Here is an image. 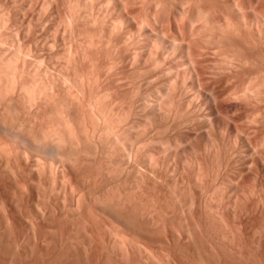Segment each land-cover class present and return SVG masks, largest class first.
Here are the masks:
<instances>
[{
    "label": "bare ground",
    "instance_id": "1",
    "mask_svg": "<svg viewBox=\"0 0 264 264\" xmlns=\"http://www.w3.org/2000/svg\"><path fill=\"white\" fill-rule=\"evenodd\" d=\"M26 1L30 2V0H26ZM52 1L53 0H46V4L50 7L52 5ZM261 1L262 0H65V6L67 9L66 11H68V15L66 17V22H65L66 24L64 22L62 23L60 20H59V24H58L59 28L61 27L60 29H62V32L65 31L67 29V27H68V29L71 28L72 26H70V25H72L73 23L78 25L77 22L85 24V26L87 25L88 27L90 26L92 29H90L89 32L94 30V35H95V33H97L98 41L97 40L96 41L107 45L105 47L106 48L108 47V48L105 49L104 52L106 53L108 50V53L111 54L112 58H111L110 62L106 59L109 63L107 65H105L103 72L96 70L97 71L96 74H98V72H101L102 74L98 75V77L100 76V78H98V80L96 78V83H98V88H97V92H96L97 94L94 93L95 95L93 93L92 94L88 93V96L84 97L85 95H83V93H81V90H79L78 87L74 86L75 90H72L73 88H71V87H70L71 90L69 89V87H65V86H68V85H65L66 84L65 82H67V81H64L67 77L65 79H63V81L61 80L62 85L59 84V85H61L59 88H61L60 90L66 94V99L62 100V103L64 101V106L63 105H62L63 107L61 106V109L64 108L63 109L64 110V113H63L64 116H61V117L59 116L60 120L56 119L57 120L56 123L54 122L56 124V126L54 127V125H53V127H51L52 129H48V128H47L48 130H43V128H42V130L38 129L40 131H38L36 134H31L28 136L24 135L23 133L20 132L19 128L17 127L18 124H16L17 118L15 116L10 115L11 117H8L7 115H5V117H4L5 108L6 107L9 108V106H10V104H9V106H6V104L9 102V100H7V98H6L7 97L6 94H9V92H10V94L15 92L16 98L19 99V96H21V93L23 92L22 86L24 84H22V85H20L21 83L19 84V82H20L19 78L21 79V77H22L20 75V72L18 74V72H15V70H14L15 68H13L14 72L12 73V76H10V74L8 76V78L11 77V78H9L10 80L7 82L8 86L6 87L4 85L5 86L4 88H2L3 86L2 87L0 86L1 87L0 89H4V91H3L4 94H0V135H2V136H0V137H2V145L0 144V201L1 200L2 201L9 200L10 201L9 204L11 203V207H12V208H10L9 218L5 217V215L3 214V216L5 217L4 221H6V222H8V221L9 222H19V224L22 222H26V224L27 223L33 224L37 220H41V221L46 220V219L49 220L48 218H46V215L43 214L44 213L43 208H42L43 205L40 206L41 204H39V201H38L39 195L38 194H35V195L32 194L30 188H28L29 187L28 181L31 179L30 178L31 176H33V175H37V176L39 175L40 176L41 173L45 172V170H44L45 167H43V165L45 166V164H44L45 162L43 163V160H45L47 157H49V162H47L48 166L47 165L46 166L49 167L50 172L51 171L54 172L55 170H57V168H60L58 166V164H60L62 166V164H64V162H69V163L72 162V164H73V162L78 161L77 164H79V161H80V162L86 163V167L88 164H90V168H91V164H96V163L100 164V162H104V164L106 165L107 161H108V162H110V163H108V167L111 165L114 166V164H115V166H114L115 169L114 170L112 169L113 172H111L112 170L109 171L111 173V175L114 178L116 177V176H114L115 174L118 175L119 177H123L122 181L124 178L125 179L126 178H133V179H135V181H133V182H136V181H139V178L144 179V178L149 177V179L151 178L152 180L155 181L156 178H158L157 180H159L160 177H162V178L163 177L164 178L165 177L166 178H168V177L169 178L180 177V179H181L183 176H188V178L191 180L190 181L191 183L190 182H188V183L198 185L197 187L200 186L199 189L201 187L204 188L203 189L204 191L202 190L203 192H205V189L208 188V187H206V185L208 186V183H207L208 179L211 178L209 180L210 181L209 185L211 187H212L211 183L213 182L211 180L214 179V182L218 181L217 180L218 178H213L214 176L211 177L212 175H215V173H216V177H218V176L223 177V175H219L220 173L225 174V175L231 174L232 176H234V180H238L235 178L240 177V175L243 173V172H241V171H243V169H242L243 165L241 162L242 158H244L243 156H248L249 158H252L251 162L253 164H255V163L252 160L253 159L256 160L258 158L260 160V163L262 164L263 160H264V156H263L264 155V144H262L264 142V4L262 6L258 5V4H260ZM31 3H33V2H31ZM58 6L59 5H57V7ZM56 10H57V8H56ZM261 10L263 11V13ZM57 16H58V14H57ZM23 18H24V15H23ZM3 21L4 20L2 19V22ZM75 24H73V25L75 26ZM58 26H56V27H58ZM85 26H82V27H85ZM77 27H79V26H77ZM73 28L74 27L69 29L68 32H70V30H71V33H72ZM75 28H76V26H75ZM85 28H87V27H85ZM58 30L59 29L57 28L56 32H58ZM74 30H76V29H74ZM95 30H96V32H95ZM83 32H85V31H83ZM87 33H88V31H87ZM87 33H86V35H87ZM89 34L91 35V33H88V35ZM55 35H56V33H55ZM83 35H85V34H83ZM94 35H92V36H94ZM87 36H86V38H87ZM72 37H74L72 39H73L74 43H76L74 39H78L79 37L75 38L74 34ZM89 37H91V36H88V39L83 37L84 40L85 39L87 40V43H85V45L88 44L89 39H90V43L93 40L95 41V37H91L93 39H91ZM62 38H63V36H62ZM54 39H55V37L53 38V40ZM96 39H97V37H96ZM67 40L69 41V39H67ZM95 42L94 43L92 42L91 45L89 43L88 46L90 45L89 47H92V45L95 44ZM64 44L65 43H63V45ZM99 45L100 44L98 43V45L96 47H99ZM47 46L50 49V46L52 47V44L47 45ZM93 46H95V45H93ZM96 47L94 48L95 50H96ZM43 49H44V47H43ZM51 49H53V47ZM71 49H72V47H71ZM100 49H102L101 45H100ZM26 50H27V48H26ZM68 50L71 51L70 53H72L74 51V50L72 51L70 49H68ZM95 50H93V51H95ZM97 50H99V49L97 48ZM97 50H96V52H97ZM18 51H20V49H18ZM29 51H30V49H29ZM77 51H78V49L75 50V53L73 52V54L70 55L72 57L73 61L74 60L76 61V59H74L73 57H75L74 54H76V56L78 55L76 53ZM68 52H66V53H68ZM16 53H17V51H16ZM100 53L103 55L102 52H100ZM95 55H97V54H95ZM107 55L108 54L106 53L105 56H107ZM23 56L25 58H27L25 55H23ZM70 56L68 54V57H70ZM50 57H51L50 60H52V61H50L52 63L49 64L50 69L54 73L59 72L61 75V71H64L61 69H63L65 66L66 67L68 66L67 65L68 64L67 61H69V60H67L68 58L66 59L67 61L64 59L67 62V64H64L65 66L62 65L63 66V68H62L61 64H63L62 61H64L63 59H62V61L60 60V58H62V56L61 57L59 56L60 58H58L57 56H53V55ZM95 58H97V56H95L94 59ZM107 58H109V56ZM98 59L101 60L102 57H100ZM98 59H97V62H98ZM8 60H10V57ZM77 60L80 61V58H77ZM75 61L73 64H75ZM95 61H96V59H95ZM8 62H10V61H8ZM23 62L24 61H22V66L24 65ZM66 62H64V63H66ZM97 62H96V64H98ZM15 63L17 64V62H15ZM4 64H5V62H4ZM73 64H72V66H73ZM75 65L78 66L77 61H76ZM101 65L102 64H100L99 67ZM32 66H34V64ZM76 66H74V68ZM66 67H65V69H67ZM79 67H81V65ZM95 68H97V67H95ZM75 69H73V71ZM98 69H101V68H98ZM45 70L46 69H44V71ZM10 72H12V71H9V73ZM75 72H73V73H75V74L80 73L78 71H75ZM81 73H82V71H81ZM2 74H3V72H2ZM38 74H40V73H38ZM19 75L21 77H19ZM5 78H6V76H5ZM38 78L40 79L39 76H38ZM49 78H50V81H52V83L50 81H49V83H47V81H46L47 85L42 86V89L37 90L39 92L36 93L32 97L30 95H32L33 92L29 95V98H28L25 93H27L26 91L29 89L28 88H27V90L25 89L26 91H24L25 92L24 94L29 99V100H27L28 101L27 103H30L33 100V98H35V97H37V99H38V97L41 94L42 95L45 94L48 99L51 96L54 97L53 92L55 90H53V86H55V85H54L53 80H51L52 77H49ZM60 78H58V81H60L59 80ZM80 78L82 79V77H80ZM80 78L78 75L77 80ZM85 79H87V78H85ZM55 81H57V79ZM79 81L81 83V80H79ZM102 81H105V82L103 84H100V83H102ZM106 81H108V83L113 85L116 89L126 88L127 91L132 93L131 94L132 98L130 97V95H128L130 97V100L132 99V101L130 103L132 108L129 107L128 105H127V107L131 108L137 114H139L141 116L140 117L138 115L140 118H143L144 120H146L145 121L146 126L145 125L144 126L146 127L147 130L144 129L145 127L140 128L138 126L141 129L140 134L142 136V139L139 140L138 143H135V142L133 143L132 141L127 142L128 140L126 139L127 141H125V139H124L125 137L121 133H119L120 131L118 132L119 134L116 132L117 131L116 130V127H117L116 123L121 122V121L116 119L118 121L117 122L114 118H111L112 117V111H113L112 109L114 108L113 107L111 109V107H112V105H115V104H112V101L115 103L119 98H117V100L115 99L116 101L112 100V101H110V103L108 102V104L105 105L107 107L103 106V104H102L103 101L100 98L102 97L101 94L106 92V88L103 89V87L102 86L100 87V85H104L106 83ZM4 84H6V83H4ZM31 85H30V87H31ZM94 86H95V84H94ZM24 87H26V86H24ZM33 87H34V85H33ZM114 87H113V89H114ZM95 88L96 87H94L93 91L95 90ZM108 88H109V85H107V90L110 89V88L109 89ZM57 89H56V91H57ZM116 89H114V90H116ZM31 91H34V90H31ZM28 92H30V91H28ZM100 92H102V93H100ZM112 92H111V94H113ZM99 93L101 96L98 95ZM125 94H127V93H125ZM119 95H122V94H119ZM22 96H23V94H22ZM103 96H104V94H103ZM115 96H117V95H115ZM9 97H12V95ZM112 97H113V95L111 96V99H112ZM12 98H14V97H12ZM121 98H124V97L120 96V99ZM9 99H11V98H9ZM42 99L44 100V98H42ZM124 99H126V97ZM22 100H23V98H22ZM6 101H8V102H6ZM119 101H117V102H119ZM126 102H127V100H126ZM128 102H129V99H128ZM121 103H123V102L121 101ZM110 104H112V105H110ZM77 105H82V106H77ZM12 106H14V105H12ZM78 108H81V111H79ZM132 110L129 109L128 112H130ZM7 111H5V112L7 113ZM51 111H53V109ZM13 112H15V110ZM15 113L17 114V112H15ZM131 114H132V112H131ZM18 116H19V114H18ZM135 116H137V115H135ZM112 119H114V120H112ZM147 120H149V122H151V124L149 123L151 128L154 125L153 129H148L150 127H149V125H147L148 124ZM93 121L95 122L94 126L92 125ZM114 122H116V123H114ZM28 127H30V126H28ZM47 127H49V126H47ZM260 135H263L261 137V138H263V141L261 143V140H259V143L257 144L256 141H257V139H259L258 136H260ZM126 136H128V135H126ZM255 138H257L256 140H254L256 143L255 142L252 143L253 142L252 140ZM134 140H136V139H134ZM0 142H1V140H0ZM183 142H185V146H184L185 148H181V149L178 148L179 144H180L179 146L183 147V145H184V144H182ZM116 144L117 145L120 144L119 146H122V150H123L120 154L118 153V155L116 154L117 149L113 150L111 148L113 145L115 146L114 148H116ZM220 146H222L221 149L224 148L223 154H222V152L219 153V154L223 155L222 162L219 165L218 163L215 164V162L212 161L214 163L213 165H217V164L219 165L218 166L220 168V169L218 168L219 171L216 172L217 166L216 167L214 166L215 168H213V169H208L209 167L205 168V166L202 167V165H203L201 163L202 160L201 161L198 160L199 158L197 156L199 154L201 156L203 153L204 159L209 160L213 156L217 160L216 157L218 155L215 156V154L217 153L216 152L217 149L219 151ZM141 149H143L144 151H142ZM111 150L114 151L116 154V155H113V156H116L115 159L112 156L113 152ZM118 151H119V149H118ZM176 156H177V158H175ZM248 157H247V159H248ZM175 159L177 161H175ZM205 161L206 160H204V163H205ZM212 162H211V165H212ZM252 163H250L249 165H252ZM109 164H111V165H109ZM205 164L208 165L207 162ZM83 165H85V164H83ZM241 166H242V168H241ZM47 167H46V169L48 170ZM250 169H251V167H250ZM250 169L247 171L251 172L252 169L251 170ZM95 170L99 174V170H97V169H95ZM247 171L245 173H248ZM84 172L85 171H83V173ZM101 172L102 171H100V173ZM218 172H220V173H218ZM245 173H243V174H245ZM103 174H105V173H103ZM81 175L84 176L86 174H84V175L81 174ZM101 175H102V173H101ZM101 175H99V176H101ZM86 176H84V180L86 178V181H87L88 176L87 177ZM96 176H95V178H96ZM108 176H110V175H108ZM208 176H210V178L205 179V177H208ZM243 176H241L240 179H242ZM119 177H116V179H118ZM222 177H221V179H222ZM226 177L228 180L227 175H226ZM27 178H29V180ZM81 178H83V177H81ZM88 178H90V177H88ZM103 178L104 177H102V179ZM153 178H155V179H153ZM203 178L207 181L206 185H204L205 181H202ZM104 179H106V178H104ZM136 179H138V180H136ZM151 179H150V181H152ZM229 179H230V177H229ZM31 180H33V179H31ZM144 180L146 181V179H144ZM182 180H183V178H182ZM76 181H79V180H76ZM82 181H83V179H82ZM91 181H93V178ZM94 181L96 182L97 180L95 179ZM100 181H101V179H100ZM118 181L120 182L121 180L118 179ZM125 181L127 182L128 180H125ZM154 181H152V182H154ZM161 181H163V179ZM80 182H81V180H80ZM95 182H93L92 185L91 184L90 185L93 186V184ZM148 182H149V180L147 181V184H148ZM156 182H154V183H156ZM201 182H204L201 185H204L205 187L200 185ZM34 183H36V182H34ZM104 183H105V181H104ZM106 183H107V181H106ZM122 183H124V182H122ZM142 183H145V182H141L139 184H142ZM165 183H167V182H165ZM73 184H72V186H73V188H75V186H74L75 184L74 185ZM99 184L102 185L103 182L97 183V185H99ZM107 184H109V183H107ZM184 184H185V182H184ZM35 185L37 186V184H35ZM51 185H52V183H51ZM79 185H81V184L79 183ZM90 185H89V187H91ZM94 185H96V183ZM135 185H136V183H135ZM34 186H33V188H34ZM72 186H70V187L72 188ZM129 186H130V184H129ZM137 186H140V185H137ZM214 186H215V183H214ZM25 187H26V191H24V192H27V193L25 196H23V192H22L23 190L22 189L24 188V190H25ZM94 187H97V186H94ZM102 187H103V185L100 186L99 188L103 189ZM106 187H104L103 190L110 189V188H108L107 185H106ZM216 187H217V185H216ZM138 188L139 187H137V189ZM188 188H189V186H188ZM78 189L79 188H77V191H78ZM83 189H85L84 191H86L85 186H84V188H82V190ZM90 189H92V192H93L95 188H90ZM88 190H89V188L87 189V191ZM103 190H99V191H103ZM208 190H210V189H208ZM236 190H238V189H235V192H236ZM97 191H98V189H97ZM200 191H201V189H200ZM202 191L200 194L203 193ZM69 192L72 195L73 191L70 190ZM76 192L74 191V194H76ZM207 192L208 191L206 190L205 193H207ZM87 193L85 196L88 195ZM93 193H95V192H93ZM93 193L90 196V198L88 199L89 203H91V205H92V207L89 205V209L95 208V210H96L95 213L97 212V215L100 216V219H98V220L101 223L103 222V223H108V224L113 225V224H121L126 220V216L124 217L125 213H122L121 206L123 208H126V209L128 207L123 206L125 204L122 203L123 204L122 205L121 202L118 201L119 196H121L119 200L122 199V195H118V194H120V192H116V194H117L116 195L114 192L108 191V192H106L107 194L105 195L104 191H103V192H101V194L103 193L102 194L103 196L102 195L97 196L96 194H93ZM79 196H80L79 193L77 195H72V197H71L72 199L70 201L71 202L70 207L77 208L78 205H82L81 203L79 204V200H80ZM85 196H84V192H83V195L81 198H84ZM115 197H118V198H115ZM208 197H210V196H208ZM229 197H231V196H229ZM233 197H235V196H233ZM114 198L117 199V202ZM47 199H45V200L47 201ZM84 200H86V199H84ZM124 200H126L125 197H124ZM234 200H236V199L234 198ZM237 200H238V198H237ZM29 201H31L32 208H34V210L33 209L30 210V213L33 212V214L32 215L30 214L31 216H28V217H23L22 212L25 213L26 211H29L28 208L31 209V205L29 203H27ZM50 201H51V199H50ZM24 202H26V204ZM80 202H81V200H80ZM219 202H220V200H219ZM48 203H50V202H47V204ZM82 203H83V201H82ZM127 203H129V202H127ZM233 203H234V201H233ZM42 204H45V202ZM54 204H55V202H54ZM84 204H86V206H88L87 200H86V203L84 202ZM119 204L121 206H119ZM82 206H84V205H82ZM118 206L121 208V211H119ZM2 207H3V205H2ZM6 207H9V206H6ZM216 207H218V206H216ZM79 208H80V206H79ZM134 208H136V207H134ZM126 209H123V210L125 211ZM128 209H130V208H128ZM208 209H209V207H208ZM2 210H4V209H2ZM45 210H46V208H45ZM132 210L133 209H131L130 213H133V215L135 216V213ZM14 211H16V213L18 212V214H21V215L19 217H17L14 214ZM126 211H128V210H126ZM84 212H85V210H84ZM169 212H171V211H169ZM73 213H75V212H73ZM27 214L29 215V213H27ZM126 214H127V212H126ZM140 214H142V212ZM205 214H206V212H205ZM144 215L145 214H143L142 217ZM136 216H139V215L137 214ZM217 217H218V215H217ZM136 218H138V217H136ZM136 218H134L135 222H136ZM159 218H161V217H159ZM209 218H211V217H209ZM209 218H206V219H209ZM212 218H214V216ZM149 219H150V217H149ZM98 220H96V221L99 222ZM130 221H129V223H130ZM126 223H128V222H126ZM132 223L133 222H131V224ZM5 224H7V223H5ZM124 224L125 223H123V225ZM193 224H194V222H193ZM36 225H37V223H36ZM133 225H136V224H133ZM215 225H214V227H215ZM137 226H139V225H137ZM141 226H143V225H141ZM198 227H199V223H198ZM30 228H31V226H30ZM1 234H3V233H1ZM4 235L5 234H3V237H4ZM166 235H167V233H166ZM206 235H208V234H206ZM172 236L174 237V234L173 235L171 234V237ZM188 236H189V234H188ZM6 237H7V235H6ZM167 237L168 236H166V238ZM202 237H203V235H202ZM202 237L200 236L199 238L202 239ZM206 237H208V236H206ZM0 239H1V237H0ZM124 239H125V237H124ZM171 239L173 240V238H171ZM1 241H0V243H1ZM5 241H4V243H5ZM199 243H200V240H199ZM5 245H6V243H5ZM42 245H43V243H42ZM9 246L7 245L8 248H9ZM11 247L12 246H10V248ZM13 249H14V247H13ZM3 254H7V252L3 253Z\"/></svg>",
    "mask_w": 264,
    "mask_h": 264
},
{
    "label": "rangeland",
    "instance_id": "2",
    "mask_svg": "<svg viewBox=\"0 0 264 264\" xmlns=\"http://www.w3.org/2000/svg\"><path fill=\"white\" fill-rule=\"evenodd\" d=\"M31 2H33V3H31ZM263 4H264V0H262L260 2V4H258V5L262 6ZM46 5H47L46 0H30V2H28L26 0H0V45H1L0 46V71H1L0 72V77H1L0 78V86L1 87L3 86L2 88H4L5 86L6 87L8 86L7 82L10 80L9 78H11V77L8 78V76H9V74H10V76H12V73L14 72V70H15V72H18V74L20 72V75L22 76L21 77L19 75V77H21V79L19 78V80H20L19 84L20 83H21L20 85L24 84L22 86L23 92L21 93V96H19V99L16 98L15 92H13L11 94L9 92V94H6V96H7L6 98L10 102L9 103L8 101H6V102H8L6 104V106H9V104H10V106H9V108L8 107L5 108L4 117H5V115H7L8 117L15 116L17 118V119L15 118L16 124H18L17 127L19 128L21 133H23L24 135H27V136L31 135V134H36L38 131L42 130V128H43V130L52 129L51 127H53V125H54V127L56 126V124H55L57 121L56 119H59V116L60 117L64 116V114H63L64 108L61 109V106L62 105L64 106V101L62 103V100L66 99V94L60 90L61 88H59L62 85L63 79H65L67 77L64 81H67V82H65L66 83L65 85H68V86L64 85L65 87H69V89L71 87V88H73L72 90H75L74 86H76L79 88V90H81V93H83V95H85L84 97H87L88 93L94 94L97 92L98 83H96V78H97V80H98V78H100V76L98 77V75L102 74L101 72H103L105 65H107L112 58L111 54L108 53V50L106 52L108 55L105 56L106 53L104 52V50L107 49L108 47L106 48L105 46H107V45L100 43V42H97L98 41V35H97V33H95V35H94V30H92L93 32L92 31L89 32V30L92 29L90 26L89 27L87 25L85 26V24H82V23L77 22V21L76 22L78 23V25L73 23V24H75L76 28L73 24L70 25V26L74 27L72 33L74 34L75 38L79 37L78 39H74L76 43H74V41L72 39L74 37H72L73 34L71 33V30H70V32H68L69 29H71L72 27L69 29L67 27V29L62 32V29H60L61 27L59 28L58 24H59V20L62 23L66 22V17L68 15V11H66L67 9L65 6V0H53L52 5L50 7L48 5L47 6ZM57 5H59V6L57 7ZM56 8H57V10H56ZM262 13H263V11H262ZM57 14H58V16H57ZM23 15H24V18H23ZM2 19L4 20L3 21L4 23L2 22ZM56 26H58V27H56ZM77 26H79V27H77ZM82 26H85L87 28L82 27ZM57 28L59 29L58 32H56ZM74 29H76V30H74ZM85 29L88 31V33H91V35L90 34L88 35V33ZM83 31H85V32H83ZM95 32H96V30H95ZM55 33H56V35H55ZM86 33L88 36L95 37V41L97 40L96 42L94 40L92 41L93 43L95 42V44H93L95 46L92 45L93 48L89 47L92 44V42L90 43V39L88 41V44L90 43V45L89 46H88V44L85 45V43H87L86 39H88V36L86 35ZM83 34H85V35H83ZM92 35H94V36H92ZM62 36H63V38H62ZM86 36H87V38H86ZM54 37H55V39L53 40ZM83 37L86 39L84 40ZM91 37H89V38H91ZM96 37H97V39H96ZM67 39H69V41ZM91 39H93V38H91ZM63 43H65V44L63 45ZM98 43L101 45L102 49H100V45H99V47H96L98 45ZM50 44H52V47H53V49H51L52 47L50 46L51 50L47 46ZM43 47H44V49H43ZM71 47H72V49H71ZM95 47H96V50H97V48L99 49V50H97V52L94 49ZM26 48H27V50H26ZM18 49H20V51H18ZM29 49H30V51H29ZM68 49H70L72 51L74 50L73 51L74 53H75V50L78 49V51L76 53L79 56L77 55L78 56L77 57L76 54H74L75 57H73L74 59H76L78 66L75 65L76 64L75 60H74L75 64H73L74 61H73L72 57L70 56L73 54V52L70 53L71 51H69ZM93 50H95V51H93ZM16 51H17V53H16ZM65 51L66 52L69 51V52L66 53ZM82 51L83 52L85 51V52L83 53ZM100 52H102L103 55ZM51 54L53 56H57L58 58H60L62 56V58H60L61 61H62V59L66 60L67 58H68L67 60H69V61L66 60L68 62V64L65 60L62 61L63 64H61V66L64 64H67L68 66L66 67L64 65L67 69H65V67L63 68V66H62L63 69H61V70H64V71H61V75L59 72L54 73L50 69L49 64L52 63V62H50V61H52V60H50L51 59L50 56H52ZM68 54L70 57H68ZM95 54H97V55H95ZM23 55H25L27 58H25ZM95 56H97V58H95L96 61L94 59ZM108 56H109V58H107ZM9 57H10V60H8ZM100 57H102L101 60L98 59ZM77 58H80L81 62L78 61ZM97 59H98V62H97ZM8 61H10V62H8ZM22 61H24L23 66H22ZM4 62H5V64H4ZM15 62H17V64ZM64 62H66V63H64ZM96 62L99 65L100 64H102V65L99 67V65L96 64ZM12 63L14 65L15 64L16 65L14 66ZM33 64H34V66H32ZM72 64H73V66H72ZM79 64L81 65V67H79L80 66ZM74 66H76L75 67L76 69L74 68ZM95 67H97V68H95ZM13 68H15V69L13 70ZM98 68H101V69H98ZM44 69H46V70L44 71ZM73 69H75V70L73 71ZM96 70L101 71V72H98V74H96L97 73ZM9 71H12V72L9 73ZM72 71L73 72L78 71L80 73L75 74L76 72L73 73ZM81 71H82V73H81ZM2 72H3V74L5 73L4 75L6 76V78L2 74ZM38 73H40V74H38ZM78 75H79V78L82 77V79L80 78L77 80ZM38 76L40 77V79L38 78ZM49 77H52L51 80H53L54 85H55V86H53V90H55L53 92L54 97L51 96L48 99L45 94H43V95L41 94L42 96L40 95L39 96L40 98L38 97V99H37V97H35V98H33L32 101L30 100L31 102L29 101L30 103H27L28 102L27 100H29L28 99L29 95L32 92H33L32 95H30L31 97L34 96L36 93H38L39 91H37V90H41L42 86H44V85L46 86L47 83H49V81H50ZM58 78H60L59 79L60 81H58ZM85 78H87L89 81ZM5 79L6 80L8 79V80L6 81ZM56 79H57V81H55ZM79 80H81V83ZM46 81H47V83H46ZM50 82L52 83V81H50ZM104 82L105 81H102V83H100V84H103ZM4 83H6V84H4ZM107 83H108V81H106V83L104 85H100V87L102 86L103 89L106 88V92H105L106 94L100 92V93H102L101 95L103 98L102 97L101 98L99 97V98L103 101L102 102L100 100L104 107H107L105 105H107L108 102L110 103V101H112V100L116 101L117 98H119L117 101L120 100L119 101L120 103L117 101L114 103L112 101V104H115V105L110 104V105H112L111 109L114 107L112 109L113 111H112V117L111 118H114L115 120L118 119L119 121H121V122H118L116 120L119 124L114 122L117 124V127H116L117 131L116 132L118 133L120 131L119 133H121L125 137L124 138L121 135L125 139V141L128 140L127 142L132 141L133 143L134 142L138 143L139 140L142 139V136L140 134V130H141L140 128L146 126V122H145L146 120H144L143 118H140L141 116L139 114H137L134 110L131 109L132 107H131L130 103H131L132 99L130 100V97L132 98V95H131L132 93L127 91L126 88L116 89L113 85H111L109 83L107 84ZM59 84H61V85H59ZM94 84H95V86H94ZM30 85H31V87H30ZM33 85L35 88L33 87ZM107 85H109L110 89L109 88L108 89L111 92L114 89H116L112 92L113 94H111V92L109 90H107ZM24 86H26V87H24ZM94 87H96V88L93 91ZM113 87H114V89H113ZM27 88L29 90H27ZM30 89L34 90L35 92L31 91ZM56 89H57V91H56ZM0 90H1L0 94H4V92H3L4 89H0ZM24 91H26L28 94L25 93ZM28 91H30V92H28ZM124 92L127 94H125ZM24 93L26 94V96L28 98L25 96ZM100 93L98 95H100ZM22 94H23V96H22ZM103 94H104V96H103ZM119 94H122V95H119ZM11 95L14 98L9 97ZM112 95H113V97L111 99ZM115 95H117V96H115ZM128 95H130V97ZM120 96H122L124 98L126 97V99H124V98L120 99ZM9 98H11V99H9ZM22 98H23V100H22ZM42 98H44L45 101ZM128 99H129V102H128ZM126 100H127V102H126ZM121 101L123 103H121ZM12 105H14L15 107ZM127 105L131 108L127 107ZM77 106H82V105H77ZM52 109L54 112L51 111ZM78 109H79V111H81V108H78ZM129 109L132 111L128 112ZM14 110H15V112H17V114L15 112H13ZM5 111H7V113ZM131 112H132V114H131ZM18 114H19V116H18ZM122 114L123 115L125 114V115L123 116ZM135 115H137V116H135ZM114 119H112V120H114ZM147 121H148L147 125H149V127H150L148 129H153L154 125L151 128V126H150L151 122H149V120H147ZM94 123L95 122L93 121V123H92L93 126H94ZM28 126H30V127H28ZM47 126H49L50 128ZM38 129H40V130H38ZM144 129L147 130L146 127ZM126 135H128V136H126ZM0 136H2V135H0ZM262 136L263 135L258 136L259 139L255 138L252 140L253 142L252 141L251 142L254 143L255 142L254 140L257 139V141H256L257 144L259 143V140H261V143H262V141H263V138H261ZM134 139H136L137 141ZM0 140H1L0 144L2 145V137H0ZM182 144H184L183 147L179 146L180 145L179 144L178 148H180V149L185 148L184 147L185 142H183ZM262 144H264V142ZM119 145L120 144H118V145L116 144V148H114L115 147L114 145L111 147L113 150L117 149L116 150L117 155H118V153L120 154L123 151L122 146H119ZM221 147L222 146L219 147V151L217 149V151H216L217 153L215 154V156L218 155L216 157L217 160L213 156L211 157V159L207 160V159H204L203 153L201 156H200V154L198 155L196 153L198 155V156L197 155L196 156L199 158L198 160H200V161L202 160V162H201L203 164L202 167L205 166V168L209 167L208 169H213L217 166V168H216L217 170L216 169L215 170H216V172L219 171L220 168L218 166L220 165V163L223 160V155H221L219 153L222 152V154H223V149H224V148L221 149ZM118 149H119V151H118ZM141 150L144 151L143 149H141ZM112 152H113V154L111 153L112 156L116 155L114 151H112ZM243 157L245 159L242 158V161H241L242 165H243V168L241 166V168L243 169V171H241V172L245 173L251 167L252 170L251 169L250 170H251V172L253 171L252 173L249 171H247L248 173H245L246 175L242 173L240 175V177L235 178L238 180H234V176H232L231 174H226L228 176V180H227V177L225 174H221L220 172H218V173H220L219 175H223V177L221 176L222 177V179H221L220 176L216 177V173H215V175H212L211 177L214 176L213 178H218L217 179L218 181L214 182V179L211 180L215 183V186H214L213 182L211 183L212 187L209 185V183H210L209 180L211 179L210 176L205 177V179L210 178L207 180L208 182L204 178L202 179V181H205L204 185H206V182L208 183V186L206 185V187H208V188L205 189V192H206V190L208 192L207 193L203 192L204 188L201 187L200 188L201 191L203 190L202 194H200L201 193V191L199 189L200 186L197 187L198 185L190 184L191 180L188 178V176L182 177L184 181L182 180V178L180 179V177H176V178H169V177L168 178H166V177L162 178V177H160L161 179L159 178V180H157L158 178H156V179L153 178V179H155V181L150 178L154 182L157 181L156 183H154V182L150 181V179L148 177V178H144V179H146V181L143 178H141L142 180L139 178V181H136V182H133V181H135V179H133V178H126V179L124 178L125 180H128L126 182L124 179L122 181L123 177H119L118 175H116L114 173L115 174L114 176L119 177L118 179H120L122 182H124V183H122L121 181L119 182L118 179H116V177L114 178L111 175V173L109 172L112 169L113 170L115 169V167H114L115 164H114V166L109 164L111 166L108 167V163H110L108 161L106 164L107 166L104 164V162H100V164H98V163L91 164V168H90V164L87 163L88 165L86 167V163L80 162V161H79V164H77L78 161L73 162V164H72V162L71 163L64 162V164H62V166L60 164H58V166L60 168H57V170H55L54 172H52V171L50 172L49 167H47L48 166L47 162H49V157H47L45 160H43V163L45 162L44 163L45 166L43 165V167H45L44 168L45 172L41 173L40 176L39 175L38 176L33 175L31 177L29 176L31 179H33V180L30 179L32 182L29 180V178H27V179L31 182L30 183L28 181V186H29L28 188H30L32 194H34V195L38 194L39 195L38 196L39 204H41L40 206L43 205L42 206L43 212H44L43 214H45L46 218H48L49 220H47V219L43 220L44 222L41 220H37L35 222L33 221L34 222L33 224H31V223L26 224V222H22L20 224H19V222H9V221L6 222V221H4L5 220L4 218L5 217L9 218L10 208H12V207H11V203L9 204V202H10L9 200H7V201L1 200L0 201V205H1L0 206V237H1L0 241L1 240L2 241L0 243L1 244L0 245V250H1L0 251V264H50V263L51 264H71V263L72 264H103V263L104 264H264V175H263L264 174V164H263L264 160L262 159L263 163L261 164L260 160L258 158L256 160L253 159L252 161L256 164L255 165L251 162L252 158H249L248 156H243ZM247 157H248V159H247ZM113 158L115 159L116 156H113ZM175 158H177V156ZM204 160H206L205 163L207 162V164L209 166L204 163ZM175 161H177V160L175 159ZM212 161L215 162V164L218 163L219 165L218 164L213 165L214 163ZM211 162H212V165H211ZM82 163L85 165H83ZM250 163H252L253 166L249 165ZM46 167L48 168V170L46 169ZM95 169L99 170V174ZM113 170L111 172H113ZM83 171H85V172L83 173ZM100 171H102L101 172L102 175H101ZM103 173H105V174H103ZM81 174H83V175L86 174L91 179L88 178L86 175H84L87 177V181H86V178L84 180V176H82ZM99 175H101L102 177H104L106 179L108 178V179L106 180L103 178L104 179L103 180L102 177ZM108 175H110V176H108ZM95 176H96V178H95ZM241 176H243L242 179H240ZM81 177H83V178H81ZM229 177H230V179H229ZM92 178H93V181H91ZM82 179L84 182L82 181ZM95 179L97 180L96 182L94 181ZM100 179H101V181H100ZM147 179L149 180L148 184H147V181H148ZM162 179H163V181H161ZM76 180H79V181H76ZM80 180H81V182H80ZM136 180H138V179H136ZM33 181L36 183H34ZM104 181H105V183H104ZM106 181L109 184H107ZM140 181L145 182V183L139 184V183H141ZM93 182H95L96 185H94L95 184L94 183L93 186H91ZM102 182H103V184H102L103 189H104V187H106V185L110 189H105V190L100 189L99 187L102 185L101 184L97 185V183H102ZM165 182H167V183H165ZM184 182H185V184H184ZM188 182H190V183H188ZM32 183L34 185L37 184V186L36 185L34 186ZM51 183H52V185H51ZM79 183L82 186L79 185ZM135 183H136V185H135ZM203 183L204 182H201L200 185ZM72 184L75 186V188H73ZM129 184H130V186H129ZM89 185L91 187H89ZM137 185H140V186H137ZM204 185H201V186H204ZM216 185H217V187H216ZM33 186H34V188L35 187L36 188L34 189ZM70 186H72V188ZM84 186L86 187V191H84L85 189L82 190V188H84ZM94 186H97V187H94ZM188 186L190 189L188 188ZM137 187H139V188L137 189ZM77 188L80 189V190L78 189L79 192L77 191ZM88 188H89V190L87 191ZM90 188H95L93 191L95 193H93L92 189H90ZM96 188L98 189V191ZM208 189H210V190H208ZM235 189H238V190H236V192H235ZM22 190H23L22 191L23 196H25L27 193V192H24V191H26V187H25V190H24V188ZM70 190L73 191L72 195H77L79 193V195H80L79 199L81 200V202L79 200V204L81 203L84 206L78 205L77 208L70 207L71 206L70 201L72 199L71 198L72 195L69 192ZM99 190H103L105 195L107 194L106 192H108V191L114 192L115 194H116V192H120V194H118V195H122V199L119 200L121 197V196H119L118 201H120L121 204L122 203L125 204V205L122 204L123 206H125V207L127 206L128 208H130V209L123 208L119 204V206H121V208H122V213H125L124 217L126 216V220L123 222V223H125L124 225H123V223L113 224V225L108 224V223H103V222L101 223L98 220V219H100V216L97 215V212L95 213V211H96L95 208L89 209V205L91 207H92V205H91V203H89L88 199L90 198L92 193L96 194L97 196L98 195L101 196L103 194V193L101 194V192H103V191H99ZM74 191L75 192L77 191L78 193L76 192V194H74ZM83 192H84V196L86 195L87 192H88L87 193L88 195L85 196L84 198H81L83 195ZM208 196H210V197H208ZM229 196H231V197H229ZM233 196H235V197H233ZM124 197L126 200H124ZM49 198L51 199V201ZM115 198H118V197H115ZM234 198L236 200L238 198V200L236 201V200H234ZM45 199H47V201ZM84 199L87 200L88 206H86V204H84V202L86 203V200H84ZM115 200L117 202V199H115ZM219 200H220V202H219ZM82 201H83V203H82ZM233 201L235 204L233 203ZM44 202L46 205L42 204ZM47 202H50V203L47 204ZM54 202H55V204H54ZM127 202H129V203H127ZM24 203L26 204V202H24ZM27 203H29L31 205V201H29ZM4 204L6 206H9V207H6ZM2 205H3V207H2ZM79 206H80V208H79ZM216 206H218V207H216ZM134 207H136V208H134ZM208 207H209V209H208ZM45 208H46V210H45ZM121 208L120 207L118 208L119 211H121ZM2 209H4V210H2ZM32 209L34 210V208H32V205H31V209L28 208L29 211H26L25 213L22 212V216L23 217L31 216L33 214V212L31 211L32 213H30V210H32ZM123 209H126L128 211H126V210L124 211ZM131 209H133L132 211H134L135 216L133 215V213H130ZM84 210H85V212H84ZM169 211H171V212H169ZM73 212H75V213H73ZM126 212H127V214H126ZM141 212H142V214H140ZM205 212H206V214H205ZM27 213H29V215ZM3 214L5 215V217L3 216ZM14 214L17 217H19L21 215V214H18V212L16 213V211H14ZM137 214L139 216H136ZM143 214H145V215L142 217ZM217 215H218V217H217ZM148 216L150 217V219ZM200 216L201 217L203 216V217L201 218ZM213 216H214V218H212ZM136 217H138V218H136ZM159 217H161V218H159ZM209 217H211V218H209ZM134 218H136V222H135ZM206 218H209V219H206ZM95 219L98 220L99 222H97ZM129 219L130 220L132 219V220L130 221ZM129 221H130V223H129ZM126 222H128L129 224ZM131 222H133V223L131 224ZM193 222L195 225L193 224ZM5 223H7V224H5ZM36 223H37V225H36ZM198 223H199V227H198ZM133 224H136V225H133ZM137 225H139V226H137ZM141 225H143V226H141ZM214 225H215V227H214ZM30 226H31V228H30ZM1 233L5 234L4 237H3V234H1ZM166 233H167V235H166ZM170 233L172 235L174 234V237L173 236L171 237ZM188 234L190 237L188 236ZM206 234H208V235H206ZM6 235L8 238L6 237ZM202 235H203V237H202ZM166 236H168L167 237L168 239L166 238ZM200 236L202 237L203 240L199 238ZM206 236H208V237H206ZM124 237H125V239H124ZM171 238H173V240ZM199 240H200V243H199ZM4 241H5L6 245H5ZM42 243H43V245H42ZM7 245L8 246L10 245L12 247L10 248V246H9V248H10L9 249L7 247ZM13 247L15 250L13 249ZM6 252H7V254H3Z\"/></svg>",
    "mask_w": 264,
    "mask_h": 264
}]
</instances>
